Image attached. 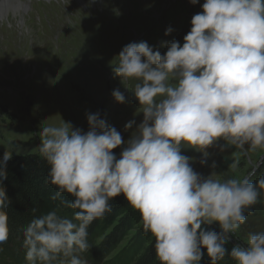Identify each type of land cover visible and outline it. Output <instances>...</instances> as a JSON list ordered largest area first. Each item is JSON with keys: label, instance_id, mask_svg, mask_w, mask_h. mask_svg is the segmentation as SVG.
<instances>
[{"label": "clouds", "instance_id": "clouds-1", "mask_svg": "<svg viewBox=\"0 0 264 264\" xmlns=\"http://www.w3.org/2000/svg\"><path fill=\"white\" fill-rule=\"evenodd\" d=\"M200 8L182 44L161 42L162 54L146 41L130 42L114 57L112 72L123 85L134 81L126 88L138 101L134 116L143 117L124 125L127 140L99 112L86 113L87 131L66 121L41 125L39 153L49 166L47 182L57 188L51 199L73 214L54 210L29 222L27 264H87L77 253L89 248L88 228L120 195L139 211L160 264H201L205 253L212 264L225 256L264 264V231L226 247L264 190V175L250 178L259 164L248 176L220 180L195 171V158L182 154L195 150L204 166L209 149L264 148V0H204ZM112 96L125 101L119 89ZM12 159L10 151L0 155V244L9 235L3 182Z\"/></svg>", "mask_w": 264, "mask_h": 264}, {"label": "rangeland", "instance_id": "rangeland-1", "mask_svg": "<svg viewBox=\"0 0 264 264\" xmlns=\"http://www.w3.org/2000/svg\"><path fill=\"white\" fill-rule=\"evenodd\" d=\"M25 23L10 14L0 21V150L16 154L39 153L42 124L64 121L88 130L86 113L101 118L121 132L125 140L131 130L124 125L134 116L138 101L127 89L134 81L121 83L111 64L123 46L146 41L166 48L161 42L183 43L192 16L204 0H33ZM171 27L173 31L165 35ZM127 87V88H126ZM119 89L125 97L118 103L112 96ZM119 149V148H117ZM213 153L208 164L191 148L182 154L195 158L192 167L204 176L211 172L225 180L248 176L264 155V148L246 154L236 148ZM215 160L217 167H209ZM218 227V225H216ZM219 229V228H218ZM237 232L231 242L237 243ZM244 244L246 238L240 239ZM89 264V263H87Z\"/></svg>", "mask_w": 264, "mask_h": 264}, {"label": "trees", "instance_id": "trees-1", "mask_svg": "<svg viewBox=\"0 0 264 264\" xmlns=\"http://www.w3.org/2000/svg\"><path fill=\"white\" fill-rule=\"evenodd\" d=\"M113 151L119 155L120 149ZM2 153L0 150V155ZM258 164L255 174L250 176L253 182L264 175V155ZM48 169L46 161L37 153H13V159L8 162L3 186L9 202L3 211L8 217L9 235L7 241L0 244V264H27L22 246L23 232L35 216L54 210L62 216H72V209L51 199L57 188L47 182ZM63 198L72 199L66 193ZM110 203L112 211L94 220L88 228V250L77 255L89 264H160L154 249V237L145 231L139 211L123 195L112 198ZM246 215V222L237 231L236 241L241 244L240 239L247 238L249 233L264 231V190ZM212 227L219 231L215 224ZM233 244L230 241L226 247L231 249ZM201 264H212L206 253ZM216 264H235V261L225 256Z\"/></svg>", "mask_w": 264, "mask_h": 264}, {"label": "bare ground", "instance_id": "bare-ground-1", "mask_svg": "<svg viewBox=\"0 0 264 264\" xmlns=\"http://www.w3.org/2000/svg\"><path fill=\"white\" fill-rule=\"evenodd\" d=\"M80 1V0H79ZM84 2V0H81ZM33 0H0V21L9 20L10 14L18 17L20 23H25L26 17L35 8Z\"/></svg>", "mask_w": 264, "mask_h": 264}]
</instances>
